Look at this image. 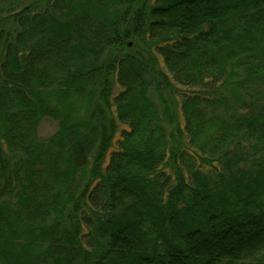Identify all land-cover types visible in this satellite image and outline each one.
<instances>
[{
  "label": "trees",
  "instance_id": "trees-1",
  "mask_svg": "<svg viewBox=\"0 0 264 264\" xmlns=\"http://www.w3.org/2000/svg\"><path fill=\"white\" fill-rule=\"evenodd\" d=\"M0 264H264V0H0Z\"/></svg>",
  "mask_w": 264,
  "mask_h": 264
},
{
  "label": "rangeland",
  "instance_id": "rangeland-1",
  "mask_svg": "<svg viewBox=\"0 0 264 264\" xmlns=\"http://www.w3.org/2000/svg\"><path fill=\"white\" fill-rule=\"evenodd\" d=\"M57 128V122L49 117L40 120L37 127V134L40 138H45L52 134Z\"/></svg>",
  "mask_w": 264,
  "mask_h": 264
}]
</instances>
